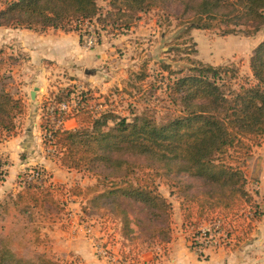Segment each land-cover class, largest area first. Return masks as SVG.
I'll use <instances>...</instances> for the list:
<instances>
[{
	"label": "trees",
	"instance_id": "16d2710c",
	"mask_svg": "<svg viewBox=\"0 0 264 264\" xmlns=\"http://www.w3.org/2000/svg\"><path fill=\"white\" fill-rule=\"evenodd\" d=\"M169 1L181 4L185 15L192 16L189 30L220 27L225 34L240 30L252 34L264 29V0H108L110 8L105 14L98 0H7L0 7V27L70 32L78 31L72 23L79 19L97 18L105 24L113 18L114 24L126 16L123 28L129 29L135 14ZM191 63L188 74L162 63L169 74L166 90L174 107L160 119L147 110L134 113L131 119L113 110L96 115L83 94L77 106L63 116L75 118L78 126L50 127L51 112L48 105L44 107L42 128L61 164L97 180L85 193L80 186H73L70 193H94L90 201L98 210L110 209L120 218L125 241L137 240L141 232L162 236L164 246L172 238L173 204L159 190L155 175L171 180L169 192L180 201L184 223L194 215L209 219L219 214L236 229L245 230V235L264 214L248 188L244 170L264 140V38L250 57L251 76H240L238 68L229 64ZM177 73L182 75L172 78ZM6 77L0 69V134L10 136L17 131V119L25 113L26 103L7 88ZM148 77L143 69L137 80ZM19 201L26 203V211L29 205L63 210L52 182L28 180L16 194V206ZM244 208L251 216L242 212ZM0 264L80 263L46 253L37 259L23 257L0 239Z\"/></svg>",
	"mask_w": 264,
	"mask_h": 264
},
{
	"label": "rangeland",
	"instance_id": "374dc122",
	"mask_svg": "<svg viewBox=\"0 0 264 264\" xmlns=\"http://www.w3.org/2000/svg\"><path fill=\"white\" fill-rule=\"evenodd\" d=\"M6 1L0 0V7ZM98 4L100 12L104 14L110 8L108 0H98ZM185 14L181 4L169 1L164 6L147 12H139L138 15L135 14L136 17L129 29L123 28V24L127 20L126 16H121L114 24L113 18L105 24H102L97 18H92V30L98 35V43L104 44V46L102 49H97L98 45H95L91 50L88 49V80L86 77L73 75V71H69L66 67L56 73L53 72L50 75V80L48 79L49 82L47 81V91L38 89L40 94L44 92V99L40 105L43 108L41 112H45L44 107L50 102L62 100L70 103L78 102L84 94L88 102L93 104L96 115L105 110H113L121 116L131 119L134 113L140 114L147 110L160 119L172 112L174 107L169 102L166 90L169 74L162 68V63H167L177 72L182 70V74L190 73L191 60H199L213 65L229 64L238 68L240 76H251L250 57L254 48L264 38V29L252 34H246L244 30L225 34L220 27L189 30L187 26L190 24L191 21L189 20L192 16ZM2 30L8 29L3 27ZM6 37L0 33V69L2 74L7 76L5 78L7 88L14 94L22 93L31 103V95L29 96L28 89L24 88L25 78L33 77L32 72L34 73L33 64L30 63V54L23 49L19 37L13 36V40L6 39ZM143 69H146L149 77L145 81L139 82L137 75ZM182 74H173L172 78ZM105 82L108 83L104 85ZM70 91L73 93L68 96ZM32 100L36 101V99ZM68 112L62 113L60 118L64 119L63 116L67 115ZM53 118L54 116L50 115L52 121L48 123L50 127L52 124L55 125ZM45 119L48 120L44 116ZM22 122V119L17 120L19 128ZM69 126L72 128V125L69 124ZM20 132L17 130V134ZM45 132L41 144L45 150L50 147L49 155L57 160V151L54 153L51 151V146L54 144L51 140H46L49 136L47 131ZM5 139L7 138L0 134V141ZM39 144L36 143L35 145ZM23 157L26 156L23 155ZM10 163V159L0 153V183L7 180L8 175L11 177L8 179V186L18 183L17 186L10 187V189L12 188L11 191L0 199V239L4 240L7 246L18 255L37 259L39 254L46 253L55 259L68 262L73 260L84 264L78 255L69 252L67 247H59L53 243L56 238V234H53L55 228L59 234H71L69 229L73 225L71 221L80 223L83 221L84 228L79 232L86 234V237H88V227L96 224L90 222L94 219H101L100 223L104 222L102 227L106 230L105 235L108 236L106 237L110 242L116 240V233L121 234L120 218H117L110 209V211L105 208L98 210L90 201L94 193L77 196L76 199H73L72 206L70 205L71 197L74 196L70 193L73 186H80L85 193L87 186L96 183V178L91 174L74 170L75 176L72 177L68 174L67 167L59 169V171H57L58 169L52 171V169L48 170L42 166H30L24 171L15 173V176L14 173L10 176L7 167L10 166ZM37 169L42 171V176L29 179L28 174ZM68 178L71 180L73 178V180L64 181ZM28 180H33L37 184L41 182L50 184L52 182L55 187V197L63 210L50 211L29 205V209L26 211L24 209L26 203L23 201H19V205L16 206V194L23 190ZM259 180L257 176L251 177L250 180L249 189L255 196L260 188ZM155 181L162 194H169L170 179L155 175ZM11 194L13 195L9 196ZM256 198L261 204L262 212H264V200L261 197ZM172 201L173 204H178L175 197H172ZM248 211H250L248 208L242 210L247 216H251ZM215 216L212 215L209 219ZM63 218L65 223H62ZM174 218L175 212L173 211L172 223H174ZM209 219L194 215L191 220L184 223V227L188 229V240L192 233L197 232L200 224ZM222 220L230 229L235 240L232 242V246L237 247L248 234L244 235L245 230L241 228L236 229V225L230 223L227 218H222ZM74 226L77 225L74 224ZM61 228L63 229L60 230ZM78 228H75V234H78ZM154 235L150 236L141 232L137 240L132 241L127 239L125 241L121 235V247L125 253L120 251L119 261L124 264L132 260L139 261V256L150 253L157 258V253H162L165 246L160 242L162 236L154 238ZM97 239H102L101 242H98L107 246L106 241L103 240L104 237ZM110 252L117 256L113 251L110 250Z\"/></svg>",
	"mask_w": 264,
	"mask_h": 264
},
{
	"label": "crops",
	"instance_id": "0c3cea01",
	"mask_svg": "<svg viewBox=\"0 0 264 264\" xmlns=\"http://www.w3.org/2000/svg\"><path fill=\"white\" fill-rule=\"evenodd\" d=\"M5 28L8 29L6 30L7 32L2 30L3 27H0V33H3V35L7 36L6 39L8 38L10 40H13V36L19 37L23 49L30 54V63L33 64L32 69H34V73L32 72L33 77L25 78L24 83V88L26 90L28 89L29 96L36 85H38L40 89L47 91L50 75H52L53 72L56 73L57 71H61L64 67L71 72L73 71V75L83 76L88 80V49L91 50V48L84 45L79 31L73 30L65 32L60 29L55 30L50 28L45 32H41L26 28ZM97 45V49H102L104 46V44L101 43ZM98 56L100 57V54H98ZM107 83L108 82H105L104 85ZM14 95L23 98L26 103V111L23 115L18 117V119H22L23 121L20 128L17 126V130L21 132L17 134L16 131L12 136H4L7 139L2 142L0 141L1 155L8 157L11 161L10 166H7L10 176L12 173H14L15 176V173H18V171H24L30 166H42L48 170L52 169V171L55 169L59 171V169L66 168L61 164L59 158L56 160L49 155L50 147L47 148V151L41 144L42 137L46 133L42 128L41 117L44 113L41 112L43 108L40 106L44 99V92L40 94V90H38L36 93V101L34 102V100L30 98L31 103L27 101L22 93ZM50 104L51 102L48 106ZM69 124L72 125V128L78 126V122L75 118L63 119L60 126L70 128ZM54 126L57 127L56 125ZM36 143L40 144L35 145ZM51 148L53 153L57 151L55 145H52ZM23 155L26 157L24 158ZM244 170L248 179V188L251 177L257 176L260 179V188L258 192H256V197H261L264 200V143L255 148L253 155L248 158ZM68 171L70 176H75L73 169H68ZM8 179H11L9 175L7 180L0 183V199H2L7 192L11 191L12 188L10 189V187L18 185L16 182L12 184V186H8ZM54 179L56 178L54 177ZM69 180L72 181L73 178L72 180L68 178L64 181ZM163 195L166 196L172 204V197H175L178 201V204H173L175 218L172 238L165 245L162 253H157V258H155L152 253L147 255L142 254L138 258L139 261L149 264H264V214L260 220L254 223L255 226L252 231L237 247H219L208 252L210 255L204 259L189 246L188 229L184 227V215L180 209L179 199L176 196L170 195V192L169 194ZM71 198L72 202L70 205L72 206L74 202L73 199H76L77 196H72ZM100 220L101 219H94L90 221L96 224L92 227H88V237H86V234H81L79 232L84 228L83 221H81L82 223L71 221L73 225L69 228L71 231L70 235L59 234L55 228L56 231L54 230L53 234H56V238L53 243L59 247H67L68 251L77 254L84 264H124L121 262H113L96 255L94 244L96 242L98 243V241L101 242L102 239H97L100 237H104L103 240L106 241L107 247L113 251L114 254L116 253L117 256L114 255L116 259H120V253L122 252V234L119 235V233H116V240L110 242V240L107 239L108 236L105 235L106 230L102 227L104 222L100 223ZM62 223H65L64 218L62 219ZM74 224L77 226H74ZM75 228H78V234L74 233ZM62 229L63 228L60 230ZM63 232L65 233V231Z\"/></svg>",
	"mask_w": 264,
	"mask_h": 264
},
{
	"label": "built area",
	"instance_id": "2783aa9c",
	"mask_svg": "<svg viewBox=\"0 0 264 264\" xmlns=\"http://www.w3.org/2000/svg\"><path fill=\"white\" fill-rule=\"evenodd\" d=\"M91 20L92 18L79 19L72 23V26L80 32L84 44L89 48H92L98 44V35L95 31L92 30L93 22ZM76 106L77 102L70 103L65 100L54 101L53 103L51 102V104L49 105V110L51 112V116H53L54 114L53 123L57 127L60 126L63 122V118H60L61 114L71 111ZM56 114L58 115V117H55L57 116ZM40 176H42V171L40 169H37L29 173L27 177H29V179H34L39 178ZM249 214H251L250 211ZM222 218L225 219L223 215L216 214L215 217H212L205 223L200 224V226L197 228V232L190 235L189 245L201 258H207L210 255V253L208 252H210L211 250H215L219 247H229L233 245L232 242L235 241L232 237L233 235L231 234L230 229H228L224 224ZM228 220L230 221V219ZM230 223L232 222L230 221ZM94 248L96 255H99L113 262H120L119 259H116L115 256L111 254L110 249L107 246L96 242L94 244ZM127 264L149 263L132 260Z\"/></svg>",
	"mask_w": 264,
	"mask_h": 264
},
{
	"label": "water",
	"instance_id": "95a60500",
	"mask_svg": "<svg viewBox=\"0 0 264 264\" xmlns=\"http://www.w3.org/2000/svg\"><path fill=\"white\" fill-rule=\"evenodd\" d=\"M39 87L36 86L32 91H31V98L36 99V93L38 91Z\"/></svg>",
	"mask_w": 264,
	"mask_h": 264
}]
</instances>
